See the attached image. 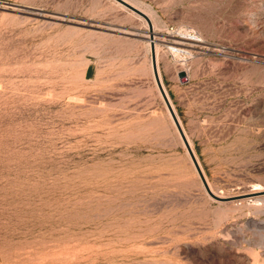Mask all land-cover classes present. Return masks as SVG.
<instances>
[{
    "label": "rangeland",
    "instance_id": "1",
    "mask_svg": "<svg viewBox=\"0 0 264 264\" xmlns=\"http://www.w3.org/2000/svg\"><path fill=\"white\" fill-rule=\"evenodd\" d=\"M126 1L244 195L142 17L0 0V264H264V0Z\"/></svg>",
    "mask_w": 264,
    "mask_h": 264
},
{
    "label": "water",
    "instance_id": "2",
    "mask_svg": "<svg viewBox=\"0 0 264 264\" xmlns=\"http://www.w3.org/2000/svg\"><path fill=\"white\" fill-rule=\"evenodd\" d=\"M118 3H120L121 5H123L125 8L129 9L130 11L134 12L135 14L139 15L140 17H142L146 23L147 26V38H148V55H149V62H150V68H151V74H152V78L153 81L155 83L156 89L158 91V94L162 100V103L172 121L173 126L175 127V130L180 138V141L189 157V160L195 170V172L197 173L200 182L202 184L203 189L205 190V192L211 196L213 199L216 200H230L233 199L234 197H242V195H244L243 193L241 194H233V195H227V196H219L214 194L213 192H211L207 186V183L205 181V178L203 176V173L201 172V169L199 167V164L193 154V151L191 149V147L189 146L185 135L183 133V130L181 128V125L179 124V121L175 115V112L173 111V108L171 106V104L169 103V100L167 98V95L165 93V91L163 90V87L161 85V82L159 80V77L157 75V68H156V64H155V57H154V50H153V34L151 33V24L149 21V18L147 17V15L140 10L139 8L135 7L134 5L130 4L129 2H127L126 0H114ZM179 75H181V71L178 72ZM264 191V189L262 190Z\"/></svg>",
    "mask_w": 264,
    "mask_h": 264
},
{
    "label": "bare ground",
    "instance_id": "3",
    "mask_svg": "<svg viewBox=\"0 0 264 264\" xmlns=\"http://www.w3.org/2000/svg\"><path fill=\"white\" fill-rule=\"evenodd\" d=\"M116 2V1H115ZM118 3V2H117ZM118 4H120V3H118ZM121 5V4H120ZM122 7H124L123 5H122ZM125 8V7H124ZM139 16V15H138ZM151 24V23H150ZM153 25L151 24V27H152ZM186 35V34H185ZM188 37H185L184 36V34L182 35V37H184V38H190V39H196V37L192 34V33H188V35H187ZM195 37V38H194ZM169 48L170 49H172L173 51H179V48H174V47H171V46H169ZM153 50H154V57H155V45H154V41H153ZM157 75H158V72H157ZM159 77V76H158ZM160 80V79H159ZM164 90V89H163ZM168 98V97H167ZM169 103H170V101H169ZM180 124V123H179ZM184 133V132H183ZM185 135V134H184ZM185 138H186V136H185ZM187 140V139H186ZM189 140H187V142H188ZM189 144V143H188ZM190 146V145H189ZM200 167V166H199ZM202 172V171H201ZM206 181V180H205ZM208 186V185H207ZM209 188V187H208ZM210 190V189H209ZM211 197V196H210ZM233 199H237V198H233ZM233 199H230V200H233ZM263 199H261V198H255L254 199V201L256 202V204H260V203H262L261 201H262ZM255 206V205H254ZM257 206V205H256Z\"/></svg>",
    "mask_w": 264,
    "mask_h": 264
},
{
    "label": "crops",
    "instance_id": "4",
    "mask_svg": "<svg viewBox=\"0 0 264 264\" xmlns=\"http://www.w3.org/2000/svg\"><path fill=\"white\" fill-rule=\"evenodd\" d=\"M172 88H173V89L177 88V85H172Z\"/></svg>",
    "mask_w": 264,
    "mask_h": 264
}]
</instances>
